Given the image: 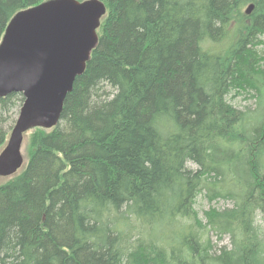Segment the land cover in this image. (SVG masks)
<instances>
[{
  "label": "trees",
  "instance_id": "trees-1",
  "mask_svg": "<svg viewBox=\"0 0 264 264\" xmlns=\"http://www.w3.org/2000/svg\"><path fill=\"white\" fill-rule=\"evenodd\" d=\"M44 1L0 0V43ZM102 1L59 122L0 184V264H264V0ZM23 99L0 98V150ZM201 194L231 205L203 219Z\"/></svg>",
  "mask_w": 264,
  "mask_h": 264
},
{
  "label": "water",
  "instance_id": "water-1",
  "mask_svg": "<svg viewBox=\"0 0 264 264\" xmlns=\"http://www.w3.org/2000/svg\"><path fill=\"white\" fill-rule=\"evenodd\" d=\"M254 8L250 4L246 13ZM107 7L102 0H47L16 13L0 43V97L22 93L24 102L5 147L0 176L24 167L25 135L60 120L75 79L83 74L98 43Z\"/></svg>",
  "mask_w": 264,
  "mask_h": 264
},
{
  "label": "rangeland",
  "instance_id": "rangeland-1",
  "mask_svg": "<svg viewBox=\"0 0 264 264\" xmlns=\"http://www.w3.org/2000/svg\"><path fill=\"white\" fill-rule=\"evenodd\" d=\"M247 8V7H246ZM254 9V8H253ZM253 11V10H252ZM261 39H263L264 41V35L260 37ZM258 50H264V45H259L257 46ZM110 90V89H109ZM228 101L233 103L235 105L236 108L239 109H244V110H254L257 107V100L254 97H246L243 94H239V95H235V97H228ZM24 99L17 105L16 108L11 109L5 116L7 117V120L5 122V131L7 132H11V130L13 129L14 125L16 124V121L19 117V113H20V109L21 106L23 105ZM10 135V134H9ZM28 137L27 136L25 138V142H28ZM23 149H25L26 144L23 143ZM2 151V149L0 150V152ZM24 157H25V161L24 163L26 164L28 161L27 156L24 153ZM11 178V177H9ZM7 177H1L0 176V184H3L5 182H7V180L9 179ZM216 206V207H228L231 205V202L228 200H215L213 201L211 204L210 202H208L207 199L203 198V194L199 195L197 197V201H196V208L198 211H200V217L204 219V211L208 210L211 206ZM214 238V237H213ZM213 243H215L216 246L218 245H228L230 243L229 238L225 237L223 241H219L217 244V241L215 240V238L213 239ZM219 246V247H220Z\"/></svg>",
  "mask_w": 264,
  "mask_h": 264
},
{
  "label": "bare ground",
  "instance_id": "bare-ground-1",
  "mask_svg": "<svg viewBox=\"0 0 264 264\" xmlns=\"http://www.w3.org/2000/svg\"><path fill=\"white\" fill-rule=\"evenodd\" d=\"M217 44V43H216ZM215 50V49H214ZM15 93V92H14ZM7 96V95H6ZM24 159H25V157H24ZM25 161V160H24ZM215 244V243H214ZM218 244V243H217Z\"/></svg>",
  "mask_w": 264,
  "mask_h": 264
}]
</instances>
